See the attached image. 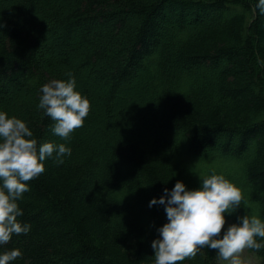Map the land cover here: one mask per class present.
<instances>
[{
  "label": "trees",
  "instance_id": "obj_1",
  "mask_svg": "<svg viewBox=\"0 0 264 264\" xmlns=\"http://www.w3.org/2000/svg\"><path fill=\"white\" fill-rule=\"evenodd\" d=\"M255 4L0 0V110L28 121L39 141L72 148L28 181L19 219L31 231L0 246L22 250L10 264H153L167 215L149 201L213 172L243 195L227 221L264 218V15ZM68 73L91 107L65 141L37 104L41 85ZM249 251L264 264V252ZM216 252L177 264H218Z\"/></svg>",
  "mask_w": 264,
  "mask_h": 264
},
{
  "label": "clouds",
  "instance_id": "obj_2",
  "mask_svg": "<svg viewBox=\"0 0 264 264\" xmlns=\"http://www.w3.org/2000/svg\"><path fill=\"white\" fill-rule=\"evenodd\" d=\"M254 10L264 15V0H256ZM3 26L0 22V28ZM67 76L42 84L37 104L43 115L51 117L52 133L65 141L84 124L91 107L89 98L78 90L74 74ZM71 153L70 144L41 142L28 121L0 110V246L14 234L31 231V223L19 219L24 215L20 201L30 190L28 181L45 171L46 160L63 164ZM163 191L149 201V207L164 205L167 215V221L157 228L159 235L151 242L153 264H177L204 248L216 249L218 259L228 264H246L241 256L245 249L264 252V218L246 213L237 216L236 222L227 223V215L239 208L243 195L223 174L213 172L201 177L196 188L178 179ZM22 255L19 248L0 251V264H10Z\"/></svg>",
  "mask_w": 264,
  "mask_h": 264
},
{
  "label": "rangeland",
  "instance_id": "obj_3",
  "mask_svg": "<svg viewBox=\"0 0 264 264\" xmlns=\"http://www.w3.org/2000/svg\"><path fill=\"white\" fill-rule=\"evenodd\" d=\"M227 223H231L230 221H227ZM227 223L225 224V228L227 227ZM223 233V229H222ZM241 256L245 259L246 264H260V260L256 257L255 254L250 252L248 249H245L242 253ZM217 262L218 264H228V261H222L219 260L217 257Z\"/></svg>",
  "mask_w": 264,
  "mask_h": 264
}]
</instances>
